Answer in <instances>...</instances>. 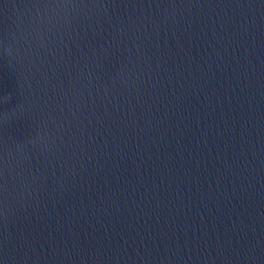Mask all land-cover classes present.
I'll return each instance as SVG.
<instances>
[{
    "label": "water",
    "instance_id": "obj_1",
    "mask_svg": "<svg viewBox=\"0 0 264 264\" xmlns=\"http://www.w3.org/2000/svg\"><path fill=\"white\" fill-rule=\"evenodd\" d=\"M0 264H264V0H0Z\"/></svg>",
    "mask_w": 264,
    "mask_h": 264
}]
</instances>
